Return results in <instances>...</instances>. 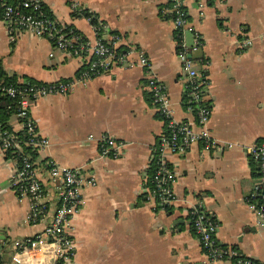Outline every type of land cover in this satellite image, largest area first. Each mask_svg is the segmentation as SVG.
<instances>
[{
    "label": "crops",
    "instance_id": "0c3cea01",
    "mask_svg": "<svg viewBox=\"0 0 264 264\" xmlns=\"http://www.w3.org/2000/svg\"><path fill=\"white\" fill-rule=\"evenodd\" d=\"M79 1L119 32L122 43L144 50L150 69L166 85L173 116L190 120L183 107L172 22L162 11L169 0ZM182 3L192 30L201 36L193 56L206 78L209 132L230 144L204 150L194 142L183 153L167 154L174 197L165 208L154 207L147 191L149 149L163 121L149 100L143 67L112 65L76 82L67 93L41 96L29 105L38 133L48 140L31 153L35 163L51 157L69 166L83 164L94 178L82 185L83 201L70 221L75 246L70 264H239L206 262L190 227L189 210L196 205L215 219L219 243L264 260V224L247 204L258 179L247 146L264 138V0H202L201 7L196 0ZM42 4L54 19L93 39L90 23L71 14L67 0ZM242 37L250 38L243 49L238 47ZM185 38L192 40L190 31ZM84 62L83 56L55 48L28 30L9 36L0 19V66L14 80L72 76ZM7 124L20 128L12 114ZM102 133L126 141L118 156L99 155L96 137ZM14 163L0 154V264H10L4 239L28 236L41 227L26 221V198L7 185Z\"/></svg>",
    "mask_w": 264,
    "mask_h": 264
},
{
    "label": "built area",
    "instance_id": "2783aa9c",
    "mask_svg": "<svg viewBox=\"0 0 264 264\" xmlns=\"http://www.w3.org/2000/svg\"><path fill=\"white\" fill-rule=\"evenodd\" d=\"M196 1L201 7L202 0ZM67 5L72 15L82 16L90 23L92 40L46 13L42 0H0V19L9 36L16 35L20 30H28L47 38L55 48L85 58L83 66L72 76L52 81L14 80L0 83L1 94L13 99L11 114L21 130L19 134L9 124L0 123V154L15 161L7 185L18 197L26 198V221L41 224L31 235L4 239L11 250L10 264H70L75 250L70 221L83 201L82 185L91 184L94 180L83 164L69 166L51 157L44 158L39 165L35 163L31 153L48 142L45 136L38 133L29 115V105L36 98L67 93L76 82L104 72L112 65L143 67L149 100L163 121V130L149 149L152 169L147 191L157 208H165L174 197V172L167 154L183 153L194 142H199L204 150L230 144L215 139L209 132L207 120L210 104L204 95L206 78L204 72L196 68L193 56L201 44V36L192 30L182 0H169L162 11L168 14L172 22L175 54L180 62V78L184 88L183 107L190 112V120L173 116L166 85L150 69L148 56L141 47L122 43L120 33L110 30L98 15L84 9L79 0H67ZM187 31L191 32L190 42L185 38ZM249 44V37L239 38V48L243 49ZM88 137H92V134ZM96 140L99 155L112 157L118 156L126 144L125 140L109 133L100 134ZM247 151L258 170V179L253 184L247 204L264 224V138L249 143ZM189 216L191 230L207 263L229 259L239 264H264V260L241 255L233 246L219 243L214 235L217 223L205 209L192 206Z\"/></svg>",
    "mask_w": 264,
    "mask_h": 264
},
{
    "label": "trees",
    "instance_id": "16d2710c",
    "mask_svg": "<svg viewBox=\"0 0 264 264\" xmlns=\"http://www.w3.org/2000/svg\"><path fill=\"white\" fill-rule=\"evenodd\" d=\"M168 3H167V5H168ZM164 16H168V14H165ZM13 81H14V75L13 74H7L2 69V67L0 66V83L13 82ZM13 103L14 102H13V99L11 97H9L5 94H1V92H0V123L2 125H7V118L13 111V105H14ZM17 132H19V134H21V130H18ZM151 169L152 168L150 166L149 172H151ZM148 185H149V182H148Z\"/></svg>",
    "mask_w": 264,
    "mask_h": 264
}]
</instances>
